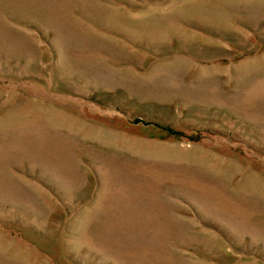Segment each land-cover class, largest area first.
<instances>
[{"label": "rangeland", "instance_id": "obj_1", "mask_svg": "<svg viewBox=\"0 0 264 264\" xmlns=\"http://www.w3.org/2000/svg\"><path fill=\"white\" fill-rule=\"evenodd\" d=\"M0 264H264V0H0Z\"/></svg>", "mask_w": 264, "mask_h": 264}]
</instances>
